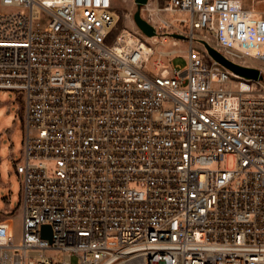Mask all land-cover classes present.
<instances>
[{
  "label": "built area",
  "instance_id": "built-area-1",
  "mask_svg": "<svg viewBox=\"0 0 264 264\" xmlns=\"http://www.w3.org/2000/svg\"><path fill=\"white\" fill-rule=\"evenodd\" d=\"M118 1L0 0V90L23 114L21 233L0 264H264V12L148 0L147 36L119 27ZM171 34L184 69L152 61L146 41Z\"/></svg>",
  "mask_w": 264,
  "mask_h": 264
},
{
  "label": "rangeland",
  "instance_id": "rangeland-1",
  "mask_svg": "<svg viewBox=\"0 0 264 264\" xmlns=\"http://www.w3.org/2000/svg\"><path fill=\"white\" fill-rule=\"evenodd\" d=\"M166 0H157L160 6L164 5ZM242 5L255 12H264V0H241ZM119 12V27L125 28L135 34L141 31L131 20L130 13L136 9L135 0H119L116 6ZM141 16L146 17V12L141 11ZM184 13L177 12L175 14L166 13L165 17L183 31H188L187 23L180 24V19L186 17ZM203 31L195 30V34L202 35ZM144 38V35H140ZM157 41L148 39L146 44L154 50L152 61L161 58L163 62H167L166 56H159L160 52L174 50L175 53L170 55L171 66H179L184 69L187 65L186 58L183 53L188 49L186 39H177L179 43L173 44L175 40L171 35L156 37ZM195 47L200 48V43L195 42ZM23 114H22V98L12 90H0V135L4 127L13 126L10 135V143L6 136H0V214L10 215L12 221L6 225V235L0 236V242L12 241L17 239L21 233V212H22V183L20 176L14 171L12 160L9 157L8 146L12 145V153L14 160L21 162V153L23 150ZM234 166V157L226 156L222 161L216 162L213 168H232ZM6 186H2L1 183ZM50 253V252H49ZM47 253V254H49ZM55 255V254H53ZM71 264H76V257L71 258Z\"/></svg>",
  "mask_w": 264,
  "mask_h": 264
},
{
  "label": "water",
  "instance_id": "water-1",
  "mask_svg": "<svg viewBox=\"0 0 264 264\" xmlns=\"http://www.w3.org/2000/svg\"><path fill=\"white\" fill-rule=\"evenodd\" d=\"M148 0H135L136 3V10L133 14V19L136 26L147 36L154 35V29L140 17V7L147 3ZM172 37L182 38L181 35L178 34H171ZM209 55L218 63H220L225 68L231 70L237 75H240L245 78L249 79H257L260 78L258 70L254 68H248L236 63L231 62L230 60L223 57L219 52H217L213 47H211L207 42L201 41ZM41 236L42 238L51 240L52 231L49 225H42L41 227Z\"/></svg>",
  "mask_w": 264,
  "mask_h": 264
},
{
  "label": "crops",
  "instance_id": "crops-1",
  "mask_svg": "<svg viewBox=\"0 0 264 264\" xmlns=\"http://www.w3.org/2000/svg\"><path fill=\"white\" fill-rule=\"evenodd\" d=\"M12 130H13V126H9V127H4L3 129H2V132H1V135L2 136H6L7 138H8V143H10V135H11V133H12ZM0 135V136H1ZM0 146H1V141H0ZM12 145H9L8 146V153H9V157L11 158H13L14 159V157H13V153H12ZM22 154V153H21ZM2 158L0 157V160H1ZM1 185L2 186H6L3 182L1 183ZM9 221H12V219H11V217H10V215H6V214H0V225H8V223H9ZM20 237V236H19ZM19 237L16 239L15 238V240H18L19 239Z\"/></svg>",
  "mask_w": 264,
  "mask_h": 264
},
{
  "label": "bare ground",
  "instance_id": "bare-ground-1",
  "mask_svg": "<svg viewBox=\"0 0 264 264\" xmlns=\"http://www.w3.org/2000/svg\"><path fill=\"white\" fill-rule=\"evenodd\" d=\"M124 32H125V33H129V31H127V30H125ZM151 40H152V41H155V42L157 41L156 37L152 38ZM173 43H174V41H173ZM150 49L152 50L151 47H150ZM167 52H175V51L172 50V51H167Z\"/></svg>",
  "mask_w": 264,
  "mask_h": 264
}]
</instances>
